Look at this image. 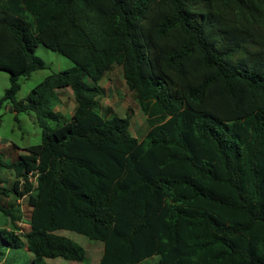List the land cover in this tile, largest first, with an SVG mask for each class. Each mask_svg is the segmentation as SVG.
Here are the masks:
<instances>
[{"label":"trees","instance_id":"trees-1","mask_svg":"<svg viewBox=\"0 0 264 264\" xmlns=\"http://www.w3.org/2000/svg\"><path fill=\"white\" fill-rule=\"evenodd\" d=\"M39 45L73 66L16 102L19 79L46 67ZM114 65L142 140L131 108L100 112ZM0 68V108L34 112L41 128L39 144L0 156L15 176L7 188L0 175L13 226L0 228V261L24 250L28 264L82 262L57 234L69 231L102 243L97 264H264V0H0ZM66 88L63 122L51 102ZM10 194L27 201L25 232L2 205Z\"/></svg>","mask_w":264,"mask_h":264},{"label":"rangeland","instance_id":"rangeland-1","mask_svg":"<svg viewBox=\"0 0 264 264\" xmlns=\"http://www.w3.org/2000/svg\"><path fill=\"white\" fill-rule=\"evenodd\" d=\"M35 55L44 61L46 67L42 70L33 72L29 79H19L20 90L16 95V102L25 99L30 91L47 76L69 69L73 66L70 60L46 49L42 45L36 48ZM9 76L10 72L0 68V99L4 91L9 87ZM99 85L104 90L103 97L98 100L100 112L107 117L112 116L110 112L123 117L127 109L131 108L132 118L129 128L130 133L138 140H142L149 128L145 122V116L136 103L135 95L128 89L124 82L121 67L114 65L113 68L105 74ZM11 107L12 105L10 103H3L0 108V156L3 157L5 162H10L15 158L16 154H22L23 149L26 147L41 142V128L37 123L36 114L34 112L15 113L10 109ZM74 107L75 102L71 90L69 88L57 90V98L51 102V108L62 117L63 122L69 120ZM108 110H110V112H108ZM0 175L5 180L2 186L10 188L15 177L13 171L11 169H2ZM1 202L6 209H10L13 212V215L17 219L15 222L17 226L21 228L23 232L27 231L28 208L26 199H20L14 194H10L7 198L2 196ZM0 228H13L10 223V218L1 212ZM57 234L65 236L81 245L85 250V260L82 262H69L61 258H56L47 260L48 264L98 263L103 252L102 243L89 240L85 236L77 235L69 231H58ZM19 254L20 255H14L12 252H9L7 255V252H5V255L1 257L0 264H4L6 256L8 260H14L15 258L17 263L14 264H28L32 258V255L24 250H20ZM154 261L155 259H153L151 263L149 262L146 264H152Z\"/></svg>","mask_w":264,"mask_h":264},{"label":"crops","instance_id":"crops-1","mask_svg":"<svg viewBox=\"0 0 264 264\" xmlns=\"http://www.w3.org/2000/svg\"><path fill=\"white\" fill-rule=\"evenodd\" d=\"M72 115V114H71Z\"/></svg>","mask_w":264,"mask_h":264}]
</instances>
